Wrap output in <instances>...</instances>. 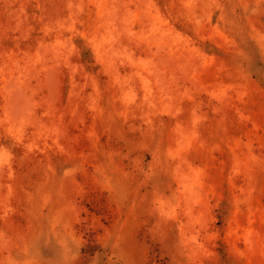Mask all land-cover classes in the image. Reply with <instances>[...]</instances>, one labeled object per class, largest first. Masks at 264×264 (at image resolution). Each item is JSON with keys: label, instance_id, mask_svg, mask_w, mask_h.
I'll use <instances>...</instances> for the list:
<instances>
[{"label": "rangeland", "instance_id": "obj_1", "mask_svg": "<svg viewBox=\"0 0 264 264\" xmlns=\"http://www.w3.org/2000/svg\"><path fill=\"white\" fill-rule=\"evenodd\" d=\"M0 264H264V0H0Z\"/></svg>", "mask_w": 264, "mask_h": 264}]
</instances>
